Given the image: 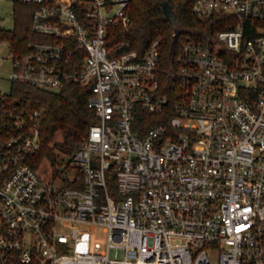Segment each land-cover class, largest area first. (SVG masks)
Listing matches in <instances>:
<instances>
[{
    "label": "built area",
    "instance_id": "obj_1",
    "mask_svg": "<svg viewBox=\"0 0 264 264\" xmlns=\"http://www.w3.org/2000/svg\"><path fill=\"white\" fill-rule=\"evenodd\" d=\"M23 1L41 37L9 53L10 81L87 85L97 119L46 179L26 159L40 110L0 93V264H264V0H193L229 26L167 66L157 37L115 51L129 0Z\"/></svg>",
    "mask_w": 264,
    "mask_h": 264
},
{
    "label": "trees",
    "instance_id": "obj_2",
    "mask_svg": "<svg viewBox=\"0 0 264 264\" xmlns=\"http://www.w3.org/2000/svg\"><path fill=\"white\" fill-rule=\"evenodd\" d=\"M162 0H129L128 20L114 28L110 42L121 41L116 52L136 49L142 53L153 38L161 41V58L167 66L174 45L190 36L204 38L218 28L229 26L226 13H216L209 18L199 19L191 11L193 0H167L173 12L172 17L164 15ZM12 28L0 27V39L8 42L10 54L26 49L29 38H40L31 32V14L35 4L12 0ZM175 31V34H172ZM90 88L71 82L59 89H50L11 81L5 93V103L18 109H39L38 118L40 145L26 155L27 161L38 171L43 163L52 167V175L58 176L60 153L71 152L86 134L90 122L97 119L93 109L87 105ZM61 161V162H60Z\"/></svg>",
    "mask_w": 264,
    "mask_h": 264
},
{
    "label": "rangeland",
    "instance_id": "obj_3",
    "mask_svg": "<svg viewBox=\"0 0 264 264\" xmlns=\"http://www.w3.org/2000/svg\"><path fill=\"white\" fill-rule=\"evenodd\" d=\"M14 24L13 19V4L12 0H0V27L1 28H12ZM11 57L8 50V42L5 39H0V93H6L10 87L9 73L11 71ZM70 153V152H69ZM69 153H60L59 157L62 160L67 161ZM64 161V162H65ZM61 162V161H60ZM59 174L65 170L64 163L57 164ZM52 167L48 162L43 163L41 168L38 169V172L46 179L53 180L55 175H52ZM54 182H57L54 179ZM85 233L89 235L90 242L92 243L95 240H99L102 244L105 242V233L102 230L100 225H95L93 228L85 227ZM84 242H79L77 244L78 249H80ZM118 257H121V251H118ZM110 255H113L112 249L109 251Z\"/></svg>",
    "mask_w": 264,
    "mask_h": 264
},
{
    "label": "water",
    "instance_id": "obj_4",
    "mask_svg": "<svg viewBox=\"0 0 264 264\" xmlns=\"http://www.w3.org/2000/svg\"><path fill=\"white\" fill-rule=\"evenodd\" d=\"M161 5H162V10H163L164 15L167 16V17H172L173 12L171 10V7H170L168 1L167 0H162L161 1Z\"/></svg>",
    "mask_w": 264,
    "mask_h": 264
}]
</instances>
